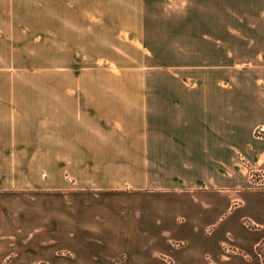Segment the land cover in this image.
<instances>
[{
  "label": "crops",
  "instance_id": "crops-1",
  "mask_svg": "<svg viewBox=\"0 0 264 264\" xmlns=\"http://www.w3.org/2000/svg\"><path fill=\"white\" fill-rule=\"evenodd\" d=\"M50 6L39 13L34 33L56 57L120 58L117 47L136 40L132 28L147 25L138 0H51ZM208 27V70L181 69V98L151 93L166 90L164 84L121 81L125 68L83 67L82 82L52 86L80 93L66 94L73 105L60 120L52 111L65 126L51 130L48 152L0 134V250L34 246L45 252L39 264H115L118 256V264H139V246L176 240L188 246L181 255L189 264H207L203 257H219L228 233L246 250L264 236V191L255 188L264 185V136H257L264 128V0L241 8L218 3ZM96 44H103L102 55L93 53ZM45 153L49 188L42 192L41 175L28 180L26 162L14 169L10 156ZM257 172L263 178L255 183ZM30 187L33 210L11 211V195L25 199ZM244 218L261 227L246 228ZM59 246L93 252L59 260ZM0 264H8L1 254Z\"/></svg>",
  "mask_w": 264,
  "mask_h": 264
},
{
  "label": "rangeland",
  "instance_id": "rangeland-1",
  "mask_svg": "<svg viewBox=\"0 0 264 264\" xmlns=\"http://www.w3.org/2000/svg\"><path fill=\"white\" fill-rule=\"evenodd\" d=\"M227 1L232 2L235 8H241L245 3L257 2ZM221 2L225 0H138L139 18L144 19L147 25L132 28L133 38L136 40L123 44L124 47H117L116 52L120 54V58L109 59L100 56L79 59L56 57L49 42L41 41V35L34 33V24L39 21V13H49L51 0H0V134L5 138L4 134L11 133V138L4 141L8 140L11 144L25 143L26 146L36 143L43 151L48 152L51 130L57 129L60 132L65 126L63 122H55L52 111L57 110L60 120V116H64L73 105L71 99L66 102V94L70 93V97H74L73 95L80 93L56 90L52 86L57 83L82 82L84 79L80 73L83 67L125 68L122 72L124 80L121 81L164 84L166 90L151 93L160 97L181 98V82L185 81L181 69L183 71L185 66L195 64L198 66L197 70H208V22L211 8ZM235 13L240 14V11ZM100 46L94 54L104 53ZM105 46L111 47L112 44ZM93 53L91 52V55ZM257 136L260 135L257 133ZM23 157L24 159L21 155H11V167L15 166L14 169H17V165L25 161L27 168H30L26 171V178L33 180V176L41 175V191L49 188L44 187V180L49 173V154ZM10 173L13 175L16 172ZM261 175L252 178L255 183L263 178V174ZM255 188L264 191L263 184H255ZM12 190L14 192V189ZM33 190L30 187L24 192L21 191L26 193L25 199L19 194L11 195V211L23 208L32 211ZM41 200L44 211L48 209L47 200L44 197ZM230 215L225 216V222L231 218ZM22 222L28 226L32 219L26 218ZM242 222L243 226L250 230L261 227L250 218H244ZM229 235L233 240H229ZM177 242L183 241L168 240L167 246H161L162 241L158 243L159 246H139L140 249L135 251L134 260L139 264H167L164 257L170 256L173 259L172 264H189L187 256L181 255L188 246H185V242L183 246ZM224 246L239 249L228 253ZM4 247L0 254L8 264H39L38 260L45 258V252L34 250V246ZM92 252L91 246H59L57 258L86 259ZM220 253L219 257L208 254L203 258H206L204 260L207 264H231L237 259L243 260L245 264H264V236L246 250L237 244L233 234L228 233L221 244ZM121 258L116 257L115 264H118Z\"/></svg>",
  "mask_w": 264,
  "mask_h": 264
},
{
  "label": "built area",
  "instance_id": "built-area-1",
  "mask_svg": "<svg viewBox=\"0 0 264 264\" xmlns=\"http://www.w3.org/2000/svg\"><path fill=\"white\" fill-rule=\"evenodd\" d=\"M257 133L262 136L264 134V128H259L257 130ZM259 177V176H262L260 173H252V178L255 179V177ZM246 223V222H245ZM229 240H233L232 239V236H228ZM181 243V246L184 245V242H177V244L179 245ZM225 250L230 253V252H235L237 251L239 248H236V249H233L234 247L233 246H224ZM164 260L167 264H172L173 263V259L170 257V256H165L164 257ZM251 264H257V263H251Z\"/></svg>",
  "mask_w": 264,
  "mask_h": 264
}]
</instances>
